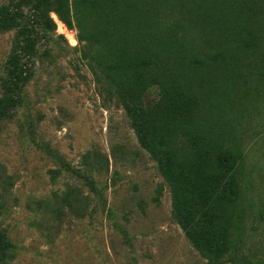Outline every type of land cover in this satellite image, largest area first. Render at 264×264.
I'll return each instance as SVG.
<instances>
[{
    "label": "rangeland",
    "instance_id": "1",
    "mask_svg": "<svg viewBox=\"0 0 264 264\" xmlns=\"http://www.w3.org/2000/svg\"><path fill=\"white\" fill-rule=\"evenodd\" d=\"M22 2L0 0V8ZM135 3L143 30L172 39L168 75L187 92L193 113L194 124L179 128L158 122V136L188 168L194 126L207 146H237L247 156L236 177L238 209L229 208L221 223L231 249L210 258L187 236L161 163L127 110L138 83L131 74L109 73L114 47L92 37L113 17L126 22L129 9L119 5L117 16L93 7L72 12L69 27L52 8L60 46L38 39L23 57L33 77L0 119V232L8 241L0 264H264V0ZM19 12L16 28L0 29V103L20 29L39 18L28 5ZM119 36L127 43L140 38L131 25H121ZM193 55L200 64L189 61ZM100 157L88 176L102 203L91 179L71 171L87 173L86 162Z\"/></svg>",
    "mask_w": 264,
    "mask_h": 264
},
{
    "label": "trees",
    "instance_id": "2",
    "mask_svg": "<svg viewBox=\"0 0 264 264\" xmlns=\"http://www.w3.org/2000/svg\"><path fill=\"white\" fill-rule=\"evenodd\" d=\"M135 4V0H23L22 5L1 7L0 29L11 30L18 26L24 17L19 12L23 5L33 7L39 18L31 26L20 29L16 49L10 61L11 82L7 86L5 100L0 103V119L20 103L22 88L33 77L27 64H21L23 57L31 56L38 39L60 46L62 36L56 35V25L48 15L50 9L53 8L60 20L69 27L73 26L72 12L80 15L83 10L93 7L102 11L108 9L110 16H117L122 13L119 5L129 9L126 22L119 17H113L102 30L92 33V37L96 38L99 45L107 47L109 44L110 49L114 47L106 59L107 71L120 75L122 79L131 74L135 83H138L136 91L126 94L130 93L127 110L136 123L140 140L161 163V171L173 190L177 217L187 236L205 256L218 258L231 249L221 223L229 208L238 209L241 189L236 177L240 174L247 156L237 146L235 149H226L217 142L216 146H207L204 138L199 135L198 127L194 126L192 131L195 133L191 137L194 166L188 168L185 160L178 158L177 152L169 148L168 139L158 136V122L179 128L184 122L191 121L194 124L193 113L189 111L187 92L181 85L171 81L168 75L170 59L167 56L171 53L172 39L162 36L161 33L152 34L143 30V21L135 14ZM76 19L81 28V20L79 17ZM121 25L126 29L130 25L135 27L140 38H135L132 43H127L123 36L118 38ZM108 36H111L109 40ZM144 38L147 40L145 43ZM149 42L154 43L156 49ZM198 56H190L189 61L200 64L201 59ZM151 69L154 73L146 76V72ZM149 94H154V98L144 102V97ZM102 162L101 157L93 165L86 162L87 173L81 169H71L78 177L91 179L94 194L101 203L103 193L88 173L96 171L97 165H102ZM188 190L193 196L187 195ZM7 247L8 241L0 232V262L5 258Z\"/></svg>",
    "mask_w": 264,
    "mask_h": 264
}]
</instances>
